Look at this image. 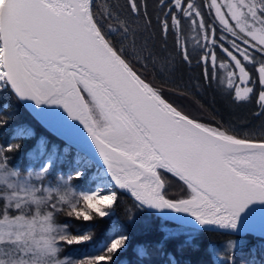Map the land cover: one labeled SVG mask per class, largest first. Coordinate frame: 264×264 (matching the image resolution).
<instances>
[{"label": "snow or ice", "instance_id": "obj_1", "mask_svg": "<svg viewBox=\"0 0 264 264\" xmlns=\"http://www.w3.org/2000/svg\"><path fill=\"white\" fill-rule=\"evenodd\" d=\"M159 6L162 35L179 33L182 18L203 32L201 55L180 46L184 63L202 65V78L209 83L217 69L226 68L241 83L253 81L232 98L254 100L255 116L264 119V0L227 5L210 0L215 19L230 36H217L189 0H159ZM225 7L239 32L229 24ZM151 24L141 0H127L126 10L113 5L103 14L94 11L93 0H0V90L31 102L32 113L63 138V151L77 153L78 164L91 162L95 153L105 169L89 191L77 192L70 184L85 175L80 168L44 186L62 155L57 145L38 141L34 154L41 163L34 179L31 172L23 177L8 167L6 152L19 146L0 147V264H68L59 255L62 244L90 241L94 225L72 234L58 217L85 223L109 217L117 189L129 193L138 209L176 214L164 217L177 225L175 231L164 229L166 239L184 235V245L196 248L201 232L224 230L264 243V125L247 136L229 134L221 125L190 118L179 100L168 99L144 75L149 66L162 76L176 72L174 61L156 50ZM216 51L229 63L218 64ZM31 135L29 129L17 131V136ZM161 170L182 181L190 196L167 198ZM110 231L119 234L73 264H118L129 236L115 225ZM238 246L237 240L227 242L222 264H237ZM136 254L148 257L150 251L138 246Z\"/></svg>", "mask_w": 264, "mask_h": 264}, {"label": "trees", "instance_id": "obj_2", "mask_svg": "<svg viewBox=\"0 0 264 264\" xmlns=\"http://www.w3.org/2000/svg\"><path fill=\"white\" fill-rule=\"evenodd\" d=\"M141 3L152 20L149 31L156 50L168 55L174 61L176 69L174 76L168 77L153 71L152 67L149 66L148 71L144 72L149 82L157 87H162L164 95L168 99L179 100L181 110L190 118L197 119L198 122L205 123L208 126L216 122L229 134L239 133L242 136H247L250 130H259L261 125H264V119L255 116L257 105H254V100L248 103L251 104L252 111L241 115L240 103L234 102L232 98L235 92L229 91V98L235 106L233 112L240 113L226 116L224 111V104L226 103L223 99V92L220 90L221 82L218 79L221 69H217L216 77L209 83L202 78V65L197 64L195 61L192 64H186L182 60L180 56L181 45L187 47L194 57L202 54L203 44L205 43L203 32L199 29L189 31L186 26H183L182 30L176 35H173L172 32L162 35L157 22V17L161 13L159 0H141ZM195 4L203 12L208 11L206 24L215 27L219 31L221 27L215 21V17L210 12L211 10L207 9L208 1L195 0ZM113 5H119L121 10H126L127 0H93L94 11L101 14L105 10L112 11ZM141 23H143V20H141ZM216 55L218 64L220 62L225 63L219 51L216 52ZM141 71L143 70L141 69ZM177 89L181 91H176ZM0 121H3V123H0V147L9 144L19 146L18 150L14 147L12 152H6L8 167L16 169L23 175L29 174L30 169H32V172H36L39 169L41 159L34 152L38 141L45 138L49 145H57L62 152L61 158L55 163L51 171V175L47 177L51 184L57 183L60 177H66L67 174L78 168L76 162L79 157L77 153L71 148L63 151L66 147L65 142L58 140L38 125L37 121L25 110L10 90H0ZM21 128L29 129L32 135L17 136V131ZM87 164L90 165L92 170H95V173H101L97 166L92 165V163ZM91 174L92 171L85 174L79 181H70V184L75 185L74 190L89 191L94 188L100 182V178L95 180L94 176L92 177L94 180L91 179L92 181H90ZM161 178L165 183L167 198L179 199L190 196V191L181 182H177V179L169 175L166 176L162 172ZM116 191L118 202L114 209L109 210L114 213L109 217L96 218L87 223L69 218L66 215L58 217V224L67 222L69 225L67 229L73 233L77 232L79 234L88 230L89 225H94L91 230L92 239L90 241L80 245L62 244V251L59 255L64 259L68 257L70 259L68 264H73L74 261L85 258L90 254L93 247L108 241L114 235H118L119 233L110 231L113 225L122 227L129 236L127 250L123 252L118 264H172L173 259L177 264H222L224 249L229 240L239 241V246L235 249L237 264H253V261H255V264H264V243L249 235L243 237L216 232H201L195 241L198 245L196 248L184 245L186 238L184 235L166 239L167 232L164 229L175 231L177 230L176 224L158 219L145 209L136 208L135 202L125 196L124 192ZM159 242H163L162 247H158ZM138 246H147L150 255L148 257H138L136 254ZM213 248L221 252L219 257L212 251Z\"/></svg>", "mask_w": 264, "mask_h": 264}, {"label": "rangeland", "instance_id": "obj_3", "mask_svg": "<svg viewBox=\"0 0 264 264\" xmlns=\"http://www.w3.org/2000/svg\"><path fill=\"white\" fill-rule=\"evenodd\" d=\"M229 2H231V0H218V3H222V4H225V5H227V3H229ZM208 3L210 4V0H208ZM208 4V5H209ZM210 12H211V14L213 15V17H215V9L214 8H210ZM224 12H225V14H226V18L228 19V21H229V24L232 26V27H234L235 29H236V31L237 32H239V27L237 26V23H236V21L235 20H233L232 18H231V16L230 15H227V13H228V9H227V7H225L224 9H222ZM218 24H219V26L222 28V26L220 25V23H219V21H218V19H216L215 20ZM241 35H243L242 33H241ZM222 71H223V69H221V71H220V73H219V78L218 79H220V90H222V92H223V99L225 100V103L226 104H224L225 105V108H224V111H225V114H226V116L227 115H231V114H236V115H238L240 112H233L234 110H235V106L233 105L234 103L230 100V98H229V90L228 89H226L225 90V87H224V83H225V79L223 78V75L221 74L222 73ZM231 80H233L232 78H230ZM252 107H251V104H246V103H240V106H239V110L241 111V115H243V114H245V113H248L249 111H252V109H251ZM232 109V110H231ZM218 125H220L219 123H212L211 124V126L212 127H216V126H218ZM223 130V129H222ZM76 163H78V160H77V162ZM78 168H80L81 170H83L84 171V173L85 174H87V173H91V171H92V174L90 175V177H89V180L90 181H92V180H97V179H99L100 177H101V174L102 173H100V174H98V173H95L94 171L95 170H92V168L90 167V165L89 164H86V165H84V164H82V163H79L78 164ZM13 169V168H12ZM13 170H15V171H17L16 169H13ZM39 171V169L38 170H36V172H38ZM29 172H31L32 174H33V179H34V177H35V173L36 172H32V169H30V171ZM21 174V173H20ZM21 176H23V177H27L28 176V174L26 175V174H21ZM95 176V178L94 179H92V177H94ZM63 179H67L68 178V176H66V177H62ZM61 177H60V179L57 181V182H60L61 181V179H62ZM83 178V177H82ZM92 179V180H91ZM37 183H39L38 181H37ZM56 183H52L51 184V182L49 181V179L47 178V182H46V184L44 185V186H54ZM75 191H77V192H85L86 190H84V191H82L81 189L80 190H75ZM67 231L68 232H70V233H72V234H78L77 232H75V233H73L72 231H70V230H68L67 229ZM61 258V257H60ZM61 259H64L63 257L61 258ZM65 260H67L68 261V263H70L69 262V260L70 259H68V257L65 259Z\"/></svg>", "mask_w": 264, "mask_h": 264}, {"label": "water", "instance_id": "obj_4", "mask_svg": "<svg viewBox=\"0 0 264 264\" xmlns=\"http://www.w3.org/2000/svg\"><path fill=\"white\" fill-rule=\"evenodd\" d=\"M14 97L15 98H17L15 95H14ZM85 98L86 99H89L88 97H87V95L85 94ZM17 100H19L18 98H17ZM20 102H21V105L25 108V110H27L28 112H29V114L37 121V123H38V125H40V126H42L45 130H47L48 131V133L50 132V134L51 135H53L54 137H56L58 140H62L63 142H65L64 140H63V138H61V137H59V136H57V134L55 133V132H53L51 129H49L38 117H36L33 113H32V111L30 110V108H29V105L31 104V102H25V101H21V100H19ZM65 144H66V142H65ZM93 156H94V159L91 161V162H89V163H92V165H95V166H97L99 169H100V171H101V173H103L104 171H105V169L101 166L102 165V161L98 158V154H95V153H93L92 154ZM161 172L162 173H164L166 176L167 175H169V176H172V174H170V173H165V172H163V170H161ZM173 178H175V179H177V182L179 181L178 180V178H176V177H174V176H172ZM179 182H181L182 184H183V182L182 181H179ZM184 185V184H183ZM184 186H186V185H184ZM117 190H119V189H117ZM119 191H122V190H119ZM190 191V190H189ZM122 192H124V191H122ZM125 193V196H127L129 199H132L133 201H134V198H132L131 196H130V194L129 193H127V192H124ZM147 212H150V214H152V215H154V216H156L158 219L160 218V219H164V217H166V216H174V215H176L175 213H171V212H164V213H160V212H157V211H155V210H147V209H145ZM185 219H188V217H185ZM165 220V219H164ZM169 223H173V224H176L174 221H168ZM216 233H221V234H226L225 232H224V230H219V231H217ZM231 236H233V235H231ZM234 236H245V234H243V233H241V234H239V235H234Z\"/></svg>", "mask_w": 264, "mask_h": 264}, {"label": "flooded vegetation", "instance_id": "obj_5", "mask_svg": "<svg viewBox=\"0 0 264 264\" xmlns=\"http://www.w3.org/2000/svg\"><path fill=\"white\" fill-rule=\"evenodd\" d=\"M208 1V0H207ZM189 2H193L195 3V0H189ZM208 10H210V7L208 6L207 7ZM202 11V9H201ZM208 11L206 12H203V17L204 19L206 20L207 17H208V14H207ZM216 20V19H215ZM206 22V21H205ZM182 24L183 26H186V28H188L189 31H194L196 30V26L194 25H191L188 21H187V18H182ZM216 35L217 36H220V35H224V36H230L229 33L227 32H224L222 31V28L216 32ZM217 52V51H216ZM219 54L224 58V61L226 64L229 63L228 59L222 55V53L219 51ZM229 67H231V65L229 64ZM248 68L249 69H252V66L251 65H248ZM223 75V78L225 79V83H224V87H225V90L228 89L230 92H235L237 89L241 90L242 94H243V89L249 87V86H254L253 85V81H249L247 83H241L240 80H239V75L237 74V76L235 77H229L228 76V69H223L222 73ZM253 75H254V72H253ZM230 78H232L233 80V83L231 84V86H229V80H231ZM248 103H251V101L247 102L246 104ZM254 105H256V103H254Z\"/></svg>", "mask_w": 264, "mask_h": 264}]
</instances>
